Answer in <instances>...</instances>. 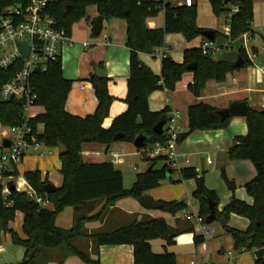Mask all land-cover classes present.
I'll return each instance as SVG.
<instances>
[{
  "label": "trees",
  "instance_id": "1",
  "mask_svg": "<svg viewBox=\"0 0 264 264\" xmlns=\"http://www.w3.org/2000/svg\"><path fill=\"white\" fill-rule=\"evenodd\" d=\"M28 0H0V15L2 11L13 3L25 5ZM211 10L215 15L227 10L224 0H209ZM93 6L102 20L122 18L126 22L125 45L129 49V75L126 79V109L117 115L106 128L102 126L108 114L112 97L107 92V78H98L93 73L88 75L96 107L93 113L83 117L71 115L65 111L64 104L69 92L71 81L62 75L60 60L49 62L44 71L31 75V87L35 95L34 106L43 108V113L27 118V125L34 134V141L45 148H56L59 142L66 148L64 154L58 155L60 161L59 172L62 175V185L51 193H45L40 172L28 170L22 173L24 180L36 196L47 201L48 207L41 206L26 192H19L13 185L5 199L0 195V230L9 235L10 242L23 248V259L29 253L37 257L42 250L58 249L64 246L65 255H75L85 263H97L99 246L131 245L133 264H177L172 252L155 253L151 250L149 241L162 239L164 248L174 243V239L182 232H193V226L187 224L181 227H170L163 217L133 216L127 223L108 230H98L88 233L84 223L92 220H102L106 209L121 197L130 196L134 199L146 190L159 185L165 179L167 166L162 157H142L148 167L135 174V179L129 189L122 185L120 170L111 162L87 163L81 158V145L84 143H98L108 147L112 142L122 141L132 143L134 138L142 134L148 138L146 145L163 142L162 134L152 132L153 126L167 120V108L161 111H150L147 106L148 95L155 90H165L170 93L182 75L189 70L186 65L194 63L190 70L192 82L187 85L188 91L199 97L207 80L221 82L231 69V60L224 57L213 58L204 55L199 47L183 51L181 63L174 62L170 57L161 58L160 75L153 74L138 58L139 53L152 54L160 48L167 33H180L186 40H192L203 29L196 25V4L186 7L173 5L162 0H49L45 10L57 22V26L70 34L73 23L86 16L88 7ZM238 11L232 16L230 23V37L232 45L237 48L236 54L247 66L252 64L244 48L240 36L251 33L252 0H238ZM163 13V26L149 29L146 19ZM91 36H94L90 32ZM213 42L223 45L226 41L220 33L213 31ZM231 45V46H232ZM256 54L255 48L250 51ZM242 67V66H241ZM13 67L6 70L0 68V85L14 72ZM216 109L206 103H197L187 109V130L178 137V142L188 134L210 129L225 128L230 119H221ZM247 132L233 138L227 149V159L248 160L255 169V176L244 184L245 191L252 198L249 205L232 198L221 211L216 210L217 196L214 191L203 184L202 176H197L193 167H183L179 170V179H194L195 187L191 197L197 202V216L204 222L209 214L208 202L215 203L216 219L221 220L223 230L228 233L238 252L252 250L253 264L264 262V105L261 109L247 108L244 115ZM25 119L24 101L0 99V125L19 126ZM116 136V138H114ZM31 142V140H29ZM2 147L0 146V152ZM160 162L159 167H155ZM171 171V170H170ZM227 188L231 191L235 186L220 172ZM5 177L18 175L15 165L3 173ZM104 200L101 209L91 216L88 210L91 201ZM161 211L175 215L186 208L184 201H159ZM86 206V207H85ZM66 207H73V222L70 228L64 229L55 224L56 215ZM82 209V210H81ZM16 212L22 214L21 234L8 227ZM231 214L246 218L249 225L243 231L229 227L226 223ZM85 239L91 243V253L83 251L75 244V240ZM194 243H202L203 235H193ZM94 255L92 259L90 255ZM32 258L28 264L33 263ZM22 259V260H23Z\"/></svg>",
  "mask_w": 264,
  "mask_h": 264
},
{
  "label": "crops",
  "instance_id": "2",
  "mask_svg": "<svg viewBox=\"0 0 264 264\" xmlns=\"http://www.w3.org/2000/svg\"><path fill=\"white\" fill-rule=\"evenodd\" d=\"M193 2L195 3V1ZM97 16L95 8L90 6L86 10V16L72 24L69 34L71 43L62 48L60 63L63 77L71 81V86L64 104L65 111L79 117L93 113L96 107L93 88L87 77L91 73L95 75L94 70L96 67L103 69V77L107 78V92L112 97L108 114L102 122V126L106 128L117 115L123 113L126 109L124 99L126 96V79L129 75V49L125 45L126 22L122 18L102 20L99 35L91 36V25ZM195 22L201 29H210L220 33L213 28L201 24L197 18ZM145 23L149 29L161 28L163 26V13L160 11L155 16L148 17ZM250 28L251 33L255 34H257L255 31H264V0H252V21ZM251 33H247V42L251 39ZM104 35L108 38L107 44H103ZM261 35L264 36L263 34ZM204 39L200 35L192 40H186L180 33H167L164 35V43L160 48H157L152 54L139 53L138 58L153 74L160 75L161 53L164 49L167 51V56L174 62L181 63L183 51L185 49L199 47ZM262 46H264L263 42L261 43L260 49ZM233 48L237 50L232 45L228 52L221 50L218 57L227 55V58L232 61L231 63H234L238 56L236 52L234 54L230 52ZM191 82L192 73L188 71L182 75L172 92L167 93L165 90H155L147 98V106L150 111H161L167 108V117L173 111L178 112L177 123L180 126L181 133L187 130V109L193 104L199 102L206 103L216 110L224 109L229 104L237 101H245L246 107L252 109H261L264 105V86L258 67L254 64L242 66L239 69L227 73L225 79L221 82L207 80L199 97L193 96L188 91L187 85ZM34 107L36 108L35 111L32 110V107L29 109V117L41 114L44 111L40 106ZM4 127L7 128L6 126H1L2 130H0V146L3 139H8L9 137V130L8 132V128L3 130ZM246 132L247 127L244 116H231L225 128L196 131L188 134L178 143L179 151L186 155L188 162L184 163L181 161L180 167L171 170V176L165 179L162 184L159 183L157 187L148 189L143 194L149 195L154 201H184L186 203V208L174 218L173 228L187 224H191L193 228L195 227L197 231L196 233L191 232L192 235H190L188 242H193L194 247H196L195 250L199 252L196 251L193 256L189 257L182 255L177 250H173L172 247H178V239L180 236H176L174 243L165 248L162 239L150 240L149 244L153 252H172L177 264H186L191 259L206 261L211 264H239L236 261L238 257L243 252L250 251L242 250L235 256L231 248L234 247L233 240L225 231L224 233H226L227 238L225 241L226 249L223 248L220 239L208 241V237L211 236L212 232V229L208 227L210 224L207 226L204 222L192 220L185 216V213L197 215V202L189 199L183 200V193L190 190L191 192L193 191L195 187L194 179L178 180L179 170L181 168L193 167L197 176H202L204 186L215 192L217 196V211H221L232 198L251 205L253 200L247 195L244 184L255 176L253 165L248 160L227 159V149L232 144L233 138L238 135H245ZM134 150L135 148L130 142L116 141L112 142L108 147L92 142L82 144L80 153L84 162H111L116 168L117 165L124 161L123 156L132 154ZM115 158H118L119 161L114 162ZM208 160L211 162L208 163ZM133 167L135 168V166ZM59 168L60 161L57 148L47 149L44 155H38L37 153L34 155L25 154L15 165L18 175L8 176L6 181L12 182L17 191L30 193L32 189L24 180L22 173L37 169L40 172L41 180H46L55 188H58L62 185V175L59 172ZM221 170L233 182L235 186L233 191L225 188L219 176ZM174 171L177 173L176 177L173 175ZM103 204L104 200L91 201L89 209L85 214L87 216L95 214L101 209ZM64 210H68L69 212L64 217V222L58 224L55 221V224L61 228L68 229L73 222L74 208L66 207ZM145 210V212L137 213L135 212L137 211V207L134 205L131 209H121L119 202L116 201L106 209L102 220L85 222L84 227L90 233L98 230L116 228L127 223L133 216H136L137 219L144 216L163 217L160 213L148 209ZM138 214L140 215L139 217L137 216ZM17 215L21 216L20 222H22V214L16 212L15 216ZM213 222H218L221 225V220L215 219ZM11 223L12 221L9 222L8 227L13 229ZM227 225L236 230L243 231L249 225V221L244 217L231 214L228 218ZM16 232L21 234V230ZM194 234L203 235L204 241L202 243H194ZM83 241L85 242L86 240L78 239L74 243L80 246ZM86 247L90 250L91 243L86 242ZM187 247H190V245H187ZM97 252V263L86 264H133L131 245L99 246ZM214 252L222 259L219 260L215 257L212 260V253ZM228 252H230V258L226 257ZM251 253L253 264V251ZM90 257L92 259L95 258L92 254Z\"/></svg>",
  "mask_w": 264,
  "mask_h": 264
},
{
  "label": "built area",
  "instance_id": "3",
  "mask_svg": "<svg viewBox=\"0 0 264 264\" xmlns=\"http://www.w3.org/2000/svg\"><path fill=\"white\" fill-rule=\"evenodd\" d=\"M49 0H28L23 5L13 3L6 7L0 15V68L6 70L13 67L12 75L0 85V99L8 101L19 99L24 101V112H29L33 107L35 95L31 87V75L38 71H44L49 62L60 60L61 50L65 45L71 43L70 35L64 29L57 26L56 19L49 14L45 8ZM173 5L190 7L193 0H162ZM227 10L223 13V25L220 34L225 37L223 45H217L213 41L204 39L200 44L202 54L213 56L215 53L231 49L233 40L230 37V23L232 16L238 11V0H227ZM242 47L251 60L256 54L250 53L247 49V33L240 36ZM108 43L106 35L103 36V44ZM18 44L27 47V54L22 56ZM261 51L264 52V46ZM166 49L161 57L166 56ZM253 64V63H252ZM261 74V81L264 86V64H254ZM36 70V71H34ZM25 116L22 125L9 126L10 145L0 152V195L3 199L9 193L8 181L3 173L10 170L11 165H16L25 155L27 149L38 151V155H44L47 148L41 143L34 141V134L27 125ZM178 112L173 111L162 126L161 134L163 142H154L139 150L141 157L155 158L162 157L168 170H175L180 167V162L187 163L186 155L178 149V137L181 129L177 123ZM31 140V142L29 141ZM119 159L115 158L114 162ZM208 163L211 161L208 160ZM134 168V167H133ZM135 169V168H134ZM32 196L41 206L47 207V201L36 196L34 192L27 193ZM189 219L203 222L197 215L186 214ZM264 256V255H263ZM230 258V252L226 255ZM186 264H211L206 261L189 260Z\"/></svg>",
  "mask_w": 264,
  "mask_h": 264
},
{
  "label": "rangeland",
  "instance_id": "4",
  "mask_svg": "<svg viewBox=\"0 0 264 264\" xmlns=\"http://www.w3.org/2000/svg\"><path fill=\"white\" fill-rule=\"evenodd\" d=\"M193 1H195V4H196V18H197V20L201 24H204L205 26H208L209 28H213V29L220 32L222 30V25H223V14L220 13L218 15H215L211 10L209 0H193ZM255 32L264 35V31H261V32L255 31ZM250 37H251V39L247 42V49L249 51H252V48H255L257 53L263 52L260 49L262 42L259 39L258 35L255 33H251ZM224 52H228V51L224 50ZM230 52L232 54H234L236 52V49L233 48ZM219 53H220V51L215 53L212 57L216 58V59L219 58L218 57ZM222 57L227 58V55H224ZM32 110L35 111L36 108L32 107ZM27 114H28V112L26 111L25 116H27ZM6 129L7 128H5V127L3 128V130H6ZM0 130H2L1 126H0ZM7 132H8V129H7ZM8 135H10L9 132H8ZM37 152L38 151L27 149L25 151V154L26 155H34ZM123 160L124 161L121 162L119 165H117L116 168L118 170H120L121 175H122L123 188L127 190L131 187V185L135 179V174L139 173V172H143L148 167V163L146 161H144L142 159L141 155L139 153H136L135 150L132 154L123 156ZM133 166H135V169L133 168ZM159 166H160V162L156 163L155 167L157 168ZM220 172H219V176H220V179L223 181ZM173 175H174V177H176V175H177L176 171H174ZM164 181L165 180L161 181L160 183L162 184ZM223 184H224L225 188H227L224 181H223ZM190 192H191V190L183 193L184 194L183 200L189 199L191 201L196 202L191 197ZM117 202H119V206L121 209H131V208H133V205H134L137 207V211H135V212L140 213V212L146 211L145 209L141 208L138 205L136 199H134L133 197H130V196L121 197ZM47 207L50 208L49 205ZM84 211L86 212V210H84ZM151 211L162 214V216L166 220V223L170 227H173L174 218L180 214V212H178L175 215H170V214H167L161 210H151ZM68 213H69L68 210L63 209L61 212H59L56 215L55 221L58 224H61L60 222H64V217L67 216ZM137 216L139 217L140 215L138 214ZM20 218H21L20 215L15 216L12 223H11V227L16 231H20V224H21ZM8 226H9V224H8ZM208 227H210L212 229L211 236L208 237L209 239L207 238L208 241L220 239L221 244L223 245V248L226 249V246H225V241L227 239L226 233H224V230H222L223 228L221 227V225L218 222H213ZM105 230H108V229H105ZM196 231H197V229L194 227L193 232L196 233ZM190 235H192L191 232L180 233L178 235V236H180L178 239V247H172V249L179 251L184 256H189V257L193 256L197 250H195L196 247H194L193 242H191V243L188 242V239H190ZM86 242L87 241L82 242V244L80 245V247H81L80 249H82L83 251L85 250V251L91 253L92 250H88V247H86ZM187 245H190V247H187ZM212 248H214V247H212ZM231 248H232L233 254L235 256H237L238 251L236 249H234V247H231ZM64 251H65L64 246H60V248H58V249L42 250L41 253L37 257L32 258V262L33 263L42 262L43 264H86L79 257H77L75 255L66 256ZM197 252H199V251H197ZM251 252H252V250L243 252L242 255L239 256L236 261L239 264H252V253ZM215 257H217V259H219V260L222 259L217 253L214 252V253H212L211 259L214 260ZM22 259H23V248L20 246L12 244L8 238V234L3 233L0 230V264H18L22 261Z\"/></svg>",
  "mask_w": 264,
  "mask_h": 264
},
{
  "label": "water",
  "instance_id": "5",
  "mask_svg": "<svg viewBox=\"0 0 264 264\" xmlns=\"http://www.w3.org/2000/svg\"><path fill=\"white\" fill-rule=\"evenodd\" d=\"M227 0H224V3H226ZM101 23H102V17L101 16H97L91 25V32L94 36H98L101 30ZM258 36L260 37L261 41L264 43V36H262L260 33H257ZM200 35L202 37H204L207 40L213 41L214 36H213V31L210 29H203L200 33ZM18 49L21 53L22 56H25L27 54V47L22 45V44H18ZM251 63L253 64H264V52L262 53H258L256 54L252 59H251ZM244 62L241 59V57H237L236 61L234 63H232L230 65L231 69L236 70L239 69L241 66H243ZM195 68V64L194 63H189L186 65V69L187 70H193ZM36 71V70H34ZM95 76L98 78H102L104 75L103 69L96 67L95 70ZM247 112V107H246V103L245 101H237V102H233L231 104L228 105V107L221 109V110H217L216 113L217 115L223 119L226 117H231V116H244ZM166 120H161L159 122H157L153 128H152V132L156 135H160L161 131H162V126L164 125ZM116 138V136L114 137ZM148 138L142 134L137 135L133 142L132 145L135 148L136 152H139V150L141 148H143L147 142ZM10 145V141L9 139H3L1 147L3 148H7ZM56 148H57V153L58 155L64 154L66 152V148L63 144L61 143H57L56 144ZM171 176V171L167 170L166 171V177H170ZM13 185L9 186V189H12ZM42 189L45 193H51L54 191L55 187L50 184V183H44L42 185ZM137 203L144 209H148V210H157V209H161L162 207V203L159 201H154L149 195L146 194H142L140 195L138 198H136ZM208 208H209V214L205 217L204 219V224H206L207 226L209 224H211L215 219V203L209 201L208 202ZM34 256V253H29L27 255V257L25 259H23L20 263L18 264H28V261ZM264 264V262L262 263Z\"/></svg>",
  "mask_w": 264,
  "mask_h": 264
}]
</instances>
